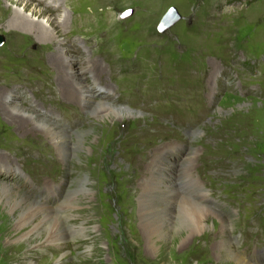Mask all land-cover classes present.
I'll list each match as a JSON object with an SVG mask.
<instances>
[{
	"label": "rangeland",
	"instance_id": "obj_1",
	"mask_svg": "<svg viewBox=\"0 0 264 264\" xmlns=\"http://www.w3.org/2000/svg\"><path fill=\"white\" fill-rule=\"evenodd\" d=\"M243 1L0 0V94L8 95L0 101V183L39 204L65 201L36 216L0 189V264H235L232 254L264 264V0ZM170 7L180 19L158 33ZM23 8L53 30L62 16L70 21L43 48L13 28ZM86 12L102 29L83 35L78 19ZM62 45L77 58V73L93 69L102 89L94 112L61 92ZM22 101L69 132L66 165L52 145L21 141L10 123L18 115L6 105ZM111 107L127 111L106 114ZM162 151L165 172L181 173L169 210L167 197L136 190ZM200 187L203 204L220 216L208 217L201 233Z\"/></svg>",
	"mask_w": 264,
	"mask_h": 264
},
{
	"label": "bare ground",
	"instance_id": "obj_2",
	"mask_svg": "<svg viewBox=\"0 0 264 264\" xmlns=\"http://www.w3.org/2000/svg\"><path fill=\"white\" fill-rule=\"evenodd\" d=\"M40 1H42V0H36V2H40ZM19 3H20V1H19ZM25 6H27V4ZM24 12H25L24 8L22 9V11H20L18 9L15 12V15H14L15 20L13 23V28L18 29L21 32H23L26 35V37H25L26 40H30L33 38L37 39V41H39L41 43V46L43 48L45 45L47 47L51 45V47H52V44L55 43L54 35L58 33V32L56 33L55 30L58 28H60V30H62L63 28H66L65 25L67 26V23H69V21H70V17L68 19L67 15L62 16V19L59 20V23H61L62 25H59V23H56V29L53 30L54 25L51 24L50 20H46V23H47V27H46V25H45L46 23L43 24V22H39L38 20L34 21L31 19H27V18H29V16H26ZM83 13H85V12H83ZM37 14H38V12H37ZM39 14H40V12H39ZM101 14L102 13H100V15ZM94 15L95 14H93V13L90 15L89 13L87 14V12H86V15L84 14V18L78 19L79 20V25H78L79 30L83 31V35H86L87 33L89 34L90 31L95 30V29H100V28L102 29V26H100L101 24L99 25L100 28L95 27V29H94V27L90 26L91 23L94 22V21L92 22V17H94ZM81 19H83V20H81ZM108 26L112 27L111 24ZM51 27H52V30L49 29ZM109 27H107V28H109ZM88 29H89V31H88ZM108 30L112 31V28H109ZM108 34H109V32H108ZM48 48H50V47H48ZM60 48L61 49L59 50V53H58L59 57L58 58L61 60L62 64H60V68H58L56 70L58 71V73L59 72L62 73L61 79L60 80L58 79V81H59L58 84L61 87V92L63 93L65 98H66V96L70 97L69 99H66V100H70V99L75 100L76 99L78 104H81L83 106L84 111L87 112V111L93 110V112H94L95 111L94 105L96 102H98V101H95V98H94L95 93L97 94V93L101 92L102 89L99 88V85L95 84L96 78L93 75V69H91V67L89 66V64H88L89 62H86V64H88V65L84 66V67L77 68L79 70V73H77L76 68L73 67L77 58H75L73 56H68L69 48L65 47V45L60 46ZM59 59L56 60V62L59 61ZM85 73H87L89 75V79L91 80L90 82H88L89 80L87 82L83 81L84 80L83 74H85ZM91 90H93V91L91 92ZM105 92H106V94H108L107 91H105ZM0 96H1L0 101H4V99L8 95H7V93H2V94H0ZM98 103H100L99 106H101V104H102L101 101H99ZM32 104H35V103H32ZM6 107L8 109H11L12 112H16V114L18 115L17 117L11 118L10 123L14 124V125L16 124L18 127V130H21L23 132V136H22L23 138L21 139V141L24 139L23 141L30 142L32 145L37 146L38 149L39 148L44 149L43 147H45V145H47V144L52 145V147L56 151H58V155H59L60 159L64 161L65 165L67 164V162H65V160L67 159L69 149H71L70 147H72L71 143H68V139H69V135H70L68 131L62 130L60 128V126L58 125V123H55L54 121H51L50 119L48 120L46 117H44L43 114L39 115L36 111H34L33 108H31V106H29V110L26 109L25 106L23 105V101L21 102V104H16L15 102H12V103L10 102L8 105H6ZM2 108L3 107L1 105V109ZM111 109H112V111L114 110L115 112H118V113L126 110L124 108L111 107L110 111H108V110L105 111L106 114H109V112H111ZM2 110L5 114V109H2ZM104 110H106V109H104ZM39 126H41L43 128V130H44L43 132L37 131V128ZM73 135H76L78 138L77 143H75V147H77V145H82L83 143H81V142H83V139L81 138V136L83 135V133L80 131V132L73 133ZM40 136L41 137L45 136V138L48 140V143L42 144L41 140H39ZM29 137H32V139H25V138H29ZM162 153H164V152L162 151L161 153H159L157 157L152 159L146 165V171H145L146 174H145V176L141 177L142 180L139 183H137V187H136L137 189L136 190L139 191L140 196L142 194H145V193H152V192L154 193V191H155V192L163 195L164 197H167L169 199V201L165 204V209L166 208L168 209V206L171 205L170 201H171L172 197L174 195H176V193H177L175 190L177 188V187L175 188V181H176V178L178 179V177L180 176L181 173H179L178 171H172V170L165 172V169H166L165 162L160 158V155ZM60 162H62V161H60ZM190 162H191V159H187V158L184 159V164L187 165ZM184 164H183V162H181L178 165L181 168L185 169V167H182V165H184ZM65 165H64V168L66 169L67 166H65ZM183 171H184L183 169L180 170V172H183ZM19 175H21V174H19ZM63 181H64V183H66L67 179L64 178ZM191 181L193 182L194 187H196L195 185H197V183L194 182V180H192V179H191ZM74 182L76 183L75 180H74ZM177 183H178V181H177ZM0 189H1V192L4 196V198L6 197L5 195L11 193L12 194V195L10 194L11 197H15V199L19 198L20 202L21 201L25 202L24 203L26 205L25 211L33 209L32 210L33 215L41 214V215L46 217V215L48 213H52V214L57 213V210H60L61 207L65 205L64 200H61L64 202H59V203L54 202V204L52 206L44 204V203L39 204L36 202L35 199L30 197L28 195V193H26L25 191H20L16 188H13L10 184H7V183H0ZM70 191H72L71 188L68 189L67 194H69ZM195 194L198 197V200L196 202L194 201L195 202L194 210L197 212V214H196L197 218L195 219V226H196V230L199 228L198 229L199 231L198 230L197 231L201 233V230L206 228V225L203 222L208 217L215 216V217L220 219V216L216 210H214L213 208H210V207L203 204V199H206V197H205L206 193L203 191V189H201V187L199 188V190L195 191ZM177 196L178 195H176V197ZM64 198H67V197H64ZM149 210H151V209H149ZM173 213H174V210H173ZM25 214L26 213H24V215ZM145 214H146V212H145ZM33 215L27 214L25 216V218L31 219L33 217ZM164 229H165V226L162 225L160 228L161 234H164ZM216 236H217V234H216ZM54 242H57V241H54ZM220 243H221L223 248L226 247L228 249V251H227L228 253L232 254V251L229 248V242H227V240H225V241H224V239L220 240ZM232 255H233V257H231L230 259L235 264H250V263L246 262L244 259L236 256L235 254H232Z\"/></svg>",
	"mask_w": 264,
	"mask_h": 264
},
{
	"label": "water",
	"instance_id": "obj_3",
	"mask_svg": "<svg viewBox=\"0 0 264 264\" xmlns=\"http://www.w3.org/2000/svg\"><path fill=\"white\" fill-rule=\"evenodd\" d=\"M132 14L131 10H127L121 14V18L129 17ZM180 15L174 7H170L160 19L157 25V32L164 33L170 29L178 20ZM3 43V38L0 36V45Z\"/></svg>",
	"mask_w": 264,
	"mask_h": 264
},
{
	"label": "flooded vegetation",
	"instance_id": "obj_4",
	"mask_svg": "<svg viewBox=\"0 0 264 264\" xmlns=\"http://www.w3.org/2000/svg\"><path fill=\"white\" fill-rule=\"evenodd\" d=\"M243 2H245V3H246V2H247V0H244ZM224 71H225V70H224Z\"/></svg>",
	"mask_w": 264,
	"mask_h": 264
}]
</instances>
